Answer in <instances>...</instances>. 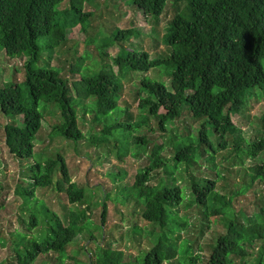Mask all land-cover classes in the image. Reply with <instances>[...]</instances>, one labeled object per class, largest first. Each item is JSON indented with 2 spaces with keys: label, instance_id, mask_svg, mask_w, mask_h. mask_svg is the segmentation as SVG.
Segmentation results:
<instances>
[{
  "label": "trees",
  "instance_id": "16d2710c",
  "mask_svg": "<svg viewBox=\"0 0 264 264\" xmlns=\"http://www.w3.org/2000/svg\"><path fill=\"white\" fill-rule=\"evenodd\" d=\"M185 1V13L177 14L165 29L162 44L170 51L167 58L152 60L144 51H129L122 45L117 56L110 57L108 48L138 36L135 29H117L113 45L102 46L100 53L111 65L91 68L79 64L70 72L79 79L71 84L63 71L59 73L51 65L37 69L35 65L41 57V42L54 52L66 42L70 31L78 26L86 30L92 17L83 13L86 1L0 0L1 50L11 59L28 55L23 66L24 82L0 86V112L10 122L3 128L4 144L19 164L33 156L43 123L40 105L58 110L60 123L53 128L55 135L82 143L85 138L78 128L76 112L79 105L83 115L89 110L93 115L110 114L119 109L124 73H148L162 66L171 70L169 83L143 80L133 90L140 112L136 124L131 123L125 110L121 111L127 116L125 122L104 127L102 132L111 136L112 131L127 132L131 125L136 130L149 124L146 133L153 128L161 133V144L153 147L146 166L137 172L128 190L133 204L142 206L139 220L144 229L157 235L156 243L142 256H127L125 260V252L112 249V240L102 237V246H97L94 262L89 264H264V189L250 193V211L234 206L256 184H264V113L255 118L259 127L253 129L257 135L251 139L243 137L232 122L244 108L247 94L256 87L264 91V0H133L132 6L146 20L157 21L169 2L178 5ZM180 120L197 125V130L192 133L189 126L177 135L172 126ZM145 136L130 141L137 148L144 146V155L150 143ZM94 143L100 145L104 140L94 139L91 145ZM230 144L235 156L242 154L250 162L239 174V184L233 182L231 188L227 187L230 173L215 163ZM167 148L170 160L161 156ZM190 169H203L210 175L196 178ZM157 170L163 176L153 184ZM54 173L59 176L55 187L65 194L67 203L85 205V186L71 181L60 155L34 163L23 173L17 194L25 205L27 200L37 199L35 191L53 187ZM219 182L226 185L219 186ZM127 203L129 199L123 204ZM83 213L70 212L64 226L42 206L40 214L52 224L45 226L30 214L27 222H20V228L29 233L41 226L44 237L28 240L14 232L10 261L1 264H35L41 257L52 256L58 261L84 233ZM105 216L103 202L101 228ZM220 220L223 232L204 250L200 240ZM7 243L0 239V248Z\"/></svg>",
  "mask_w": 264,
  "mask_h": 264
},
{
  "label": "rangeland",
  "instance_id": "374dc122",
  "mask_svg": "<svg viewBox=\"0 0 264 264\" xmlns=\"http://www.w3.org/2000/svg\"><path fill=\"white\" fill-rule=\"evenodd\" d=\"M85 1L83 13L92 15L86 30L84 31L81 26H78L70 31L66 42L54 52L48 51L46 45L41 42L39 44L42 49L41 57L35 65L37 69L47 68L51 65L50 67L55 71H59V73L63 71V77L71 84L79 79V76L73 77L70 74L79 64L91 68L111 65V61L101 58L100 53L102 46L113 45V36L117 29L121 31L135 29L138 36L127 43H118L108 48L106 52L110 57H116L122 45L129 51L142 50L149 54L152 60L167 58L170 51L162 44L165 29L177 14L185 13L188 3L185 1L174 5L173 2H169L165 13L155 21L142 17L137 8L132 6L133 0ZM1 49L0 46V86L9 83H23L25 79L23 66L28 60V55L22 59H11L7 58ZM114 72L117 73L118 70L114 69ZM170 74L171 70L166 66L152 69L148 73H124L126 77L122 81L124 89L118 102L119 109L110 114L93 115L89 110L86 111L87 115H83L79 105L76 112L79 119L78 128L85 138L82 143H72L55 135L53 128L56 123H60L58 110L54 106L40 105L38 110L43 117L42 129L37 136L31 160L24 161L22 164L14 160L5 147L3 128L10 122L4 119L0 112V239L8 242L6 247L0 248V264L10 261L11 234L17 231L23 232L20 222H27L30 214L36 216L38 220L44 221L45 226L52 224L50 220L40 214L42 206L54 213L64 226L68 223L70 212L84 211V233L67 248L66 254L60 255L61 260L57 261V256L41 257L35 264H89L90 261L94 262V252L97 246H102V237L112 240L110 241L112 249L125 252V260H127V256H142V252L148 251L156 243L157 235L144 229L143 223L139 220L142 206L133 204L128 190L132 186L137 172L146 166L148 155L153 147L161 144L159 138L161 133L156 132L154 128L146 133L150 129L149 124L136 130L131 125L132 127L127 132L112 131L111 136L102 132L104 127H110L117 122H125L127 116L121 112L125 110L131 117V123L136 124L140 112L138 99L133 90H137L139 83L143 80L167 84ZM72 94L74 97L76 96L74 90ZM244 100V108L240 114L234 115L232 122L241 129L243 137L251 139L257 135L253 129L259 127L255 118L264 113V91L256 87L251 91V94L244 97ZM83 104L81 102V105ZM93 119H96L98 123ZM189 126H191L192 133L197 130V125L188 120H180L172 128L177 135H180ZM142 135H146V139L150 142L146 148V155L143 152L144 146L137 148L130 144L133 137ZM98 138L103 139L104 143L91 145V142ZM125 152L127 153L123 154ZM142 152L143 154H141ZM57 155L64 159L71 181L85 186V205L71 206L67 203L65 194L59 193L55 187L56 182L59 181V176L56 173L52 178L53 187L46 191H35L37 199L27 200L25 205L17 194L19 192L18 183L24 175L23 173L34 163L41 164L55 159ZM161 156L165 160L172 158L168 148L161 152ZM222 156L225 161L221 158ZM215 163L222 165L230 173L227 183L229 188L233 182L239 184V174L250 164L249 159L244 155L237 154L235 156L231 144L227 151L221 152V155L216 157ZM189 173L196 178L205 179L210 175L206 174L203 169L200 171L190 169ZM162 176V171L157 170L152 183L155 184L156 179L158 180ZM114 177H117V181H114ZM223 185L226 183L219 182V186ZM257 189H264V184H256L246 195L240 196L237 203L234 204L236 209L243 207L246 211H250L253 208L250 193ZM127 198L129 203L123 204L128 200ZM103 202L106 216L101 228L99 216ZM85 218H87L86 221ZM222 223L220 220L218 224H214L208 232L204 233L205 235L200 240L204 250L213 243L216 235L223 232ZM42 231V227L39 226L29 233L17 232V236L26 237L28 240H40L45 234V231ZM181 237L184 238L185 233Z\"/></svg>",
  "mask_w": 264,
  "mask_h": 264
}]
</instances>
